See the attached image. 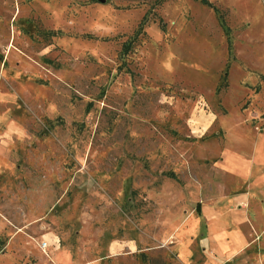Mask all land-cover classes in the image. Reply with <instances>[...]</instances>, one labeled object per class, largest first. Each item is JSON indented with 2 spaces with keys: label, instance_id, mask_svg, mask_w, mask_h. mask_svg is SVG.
<instances>
[{
  "label": "rangeland",
  "instance_id": "rangeland-1",
  "mask_svg": "<svg viewBox=\"0 0 264 264\" xmlns=\"http://www.w3.org/2000/svg\"><path fill=\"white\" fill-rule=\"evenodd\" d=\"M254 132L264 0H0V219L29 264L252 261L205 237L249 190L220 151Z\"/></svg>",
  "mask_w": 264,
  "mask_h": 264
},
{
  "label": "crops",
  "instance_id": "crops-1",
  "mask_svg": "<svg viewBox=\"0 0 264 264\" xmlns=\"http://www.w3.org/2000/svg\"><path fill=\"white\" fill-rule=\"evenodd\" d=\"M249 127L251 128V126ZM253 140L249 147L238 141L234 144L229 142L221 149L220 158L217 161L228 172H232L243 181L247 180L249 190L237 195L232 194L217 198V201L208 206L206 211V223L209 229L211 230L214 225H219V230L217 232L209 231V236L205 237V240L210 242L212 239L224 243V246L221 247V253H219L222 255H233V253L235 255L241 251L251 255H259L251 256L250 260L252 261L244 264H260L258 263L259 259L261 261L264 259V250L259 251L258 247L243 248L240 246L251 233L247 223L257 222L255 230L264 226V134L254 132ZM214 213L218 216L214 217ZM1 237L4 238V243L1 244L0 249V264H29L25 257L26 251H24L29 242L22 234L16 230H11L6 222L0 219V239H2ZM233 238L241 239V241L233 245L230 243ZM19 248H22L23 252L19 251ZM30 264L65 263L59 259H53L52 262L39 259Z\"/></svg>",
  "mask_w": 264,
  "mask_h": 264
}]
</instances>
